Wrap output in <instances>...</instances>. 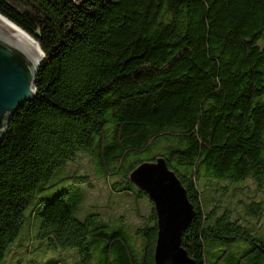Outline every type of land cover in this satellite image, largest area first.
I'll use <instances>...</instances> for the list:
<instances>
[{"label":"trees","instance_id":"trees-1","mask_svg":"<svg viewBox=\"0 0 264 264\" xmlns=\"http://www.w3.org/2000/svg\"><path fill=\"white\" fill-rule=\"evenodd\" d=\"M0 14L45 56L0 142V264L73 249L71 264H155L154 204L130 173L160 157L196 211L195 264H264V0H0ZM101 180L138 225L88 201Z\"/></svg>","mask_w":264,"mask_h":264},{"label":"water","instance_id":"water-1","mask_svg":"<svg viewBox=\"0 0 264 264\" xmlns=\"http://www.w3.org/2000/svg\"><path fill=\"white\" fill-rule=\"evenodd\" d=\"M45 61L38 43L0 14V142L12 114L35 97V78ZM130 180L145 191L157 215L155 264H195L182 245L195 216L185 186L162 157L140 163Z\"/></svg>","mask_w":264,"mask_h":264},{"label":"rangeland","instance_id":"rangeland-1","mask_svg":"<svg viewBox=\"0 0 264 264\" xmlns=\"http://www.w3.org/2000/svg\"><path fill=\"white\" fill-rule=\"evenodd\" d=\"M87 152H81V156L77 157L78 159V164H80L81 162V167L82 166H85L84 164L86 163V160L88 161V155L89 157L92 155V152L91 150H86ZM83 155H86L84 157H82ZM143 158V157H142ZM141 158V159H142ZM81 160V161H80ZM89 179V178H88ZM87 179V180H88ZM95 188L90 191V194H89V197H88V201L89 202H94V200L96 199L97 201H99L100 204H103V203H109L111 206H113L115 204V210L114 213L112 214L113 217H117L118 214H123L124 216V219L126 222H128L130 224V226H136L138 225L140 222L134 217L132 211L130 210V203H129V199H122L121 200V195H118V194H114L112 198L109 197L108 195V190L105 186V182H103V180L101 181H95ZM248 184V183H247ZM250 186H251V189L253 187H255L254 183L252 182H249ZM248 184V185H249ZM217 188L219 187L220 190L219 192L216 190V191H212V193L214 194L215 192L216 193V197L215 198H218L221 200L222 204H226L227 202L226 201H230L232 198H233V192H232V186L230 184H227L225 182H219L217 183V185H215ZM212 193L211 191L209 190L208 191V194H209V198H211V200H213V196H212ZM212 196V197H211ZM243 197L240 196L239 198V201L238 203L236 204L237 207L240 206V202L242 201ZM129 203V205H127L126 203ZM119 204V205H118ZM142 205L143 206H146L147 209H149V205L147 207V202L145 200L142 201ZM81 238H82V242L80 241V244L83 243V237H82V233H81ZM56 250H62V248L57 244L56 247H55ZM66 254L64 255H61V256H58V255H55L61 259L60 262L61 264H71L72 262V259L74 258L73 255V252L76 253V250L74 251L73 250H68V251H64ZM57 254L61 253L62 254V251H57L56 252ZM64 256H67V259L64 257ZM34 257H29L28 258H24L23 261L17 263V264H43L44 262V259L45 257H37V259H33Z\"/></svg>","mask_w":264,"mask_h":264},{"label":"bare ground","instance_id":"bare-ground-1","mask_svg":"<svg viewBox=\"0 0 264 264\" xmlns=\"http://www.w3.org/2000/svg\"><path fill=\"white\" fill-rule=\"evenodd\" d=\"M20 28V27H19ZM21 29V28H20ZM25 32V31H24ZM26 33V32H25ZM30 36V35H29ZM31 37V36H30ZM32 38V37H31ZM33 39V38H32Z\"/></svg>","mask_w":264,"mask_h":264}]
</instances>
